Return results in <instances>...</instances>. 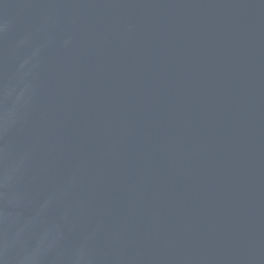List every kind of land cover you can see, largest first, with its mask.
<instances>
[{
	"label": "water",
	"instance_id": "95a60500",
	"mask_svg": "<svg viewBox=\"0 0 264 264\" xmlns=\"http://www.w3.org/2000/svg\"><path fill=\"white\" fill-rule=\"evenodd\" d=\"M0 264H264V0H0Z\"/></svg>",
	"mask_w": 264,
	"mask_h": 264
}]
</instances>
